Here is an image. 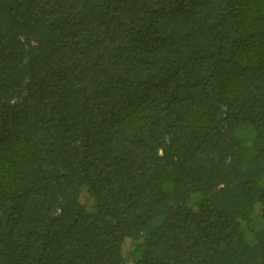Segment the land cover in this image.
Returning <instances> with one entry per match:
<instances>
[{"label":"trees","instance_id":"1","mask_svg":"<svg viewBox=\"0 0 264 264\" xmlns=\"http://www.w3.org/2000/svg\"><path fill=\"white\" fill-rule=\"evenodd\" d=\"M0 264H264V0H0Z\"/></svg>","mask_w":264,"mask_h":264},{"label":"rangeland","instance_id":"2","mask_svg":"<svg viewBox=\"0 0 264 264\" xmlns=\"http://www.w3.org/2000/svg\"><path fill=\"white\" fill-rule=\"evenodd\" d=\"M85 205H86V210L88 212H94L95 210V204L94 201L92 199H87L85 201ZM263 226V223L261 222V220L259 219V217H257V221H256V229H260ZM251 238V234H248V239L250 240Z\"/></svg>","mask_w":264,"mask_h":264}]
</instances>
